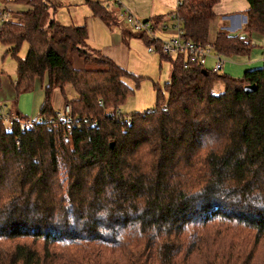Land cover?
Instances as JSON below:
<instances>
[{"label": "trees", "instance_id": "1", "mask_svg": "<svg viewBox=\"0 0 264 264\" xmlns=\"http://www.w3.org/2000/svg\"><path fill=\"white\" fill-rule=\"evenodd\" d=\"M12 2L26 7L0 24L15 95L43 74L47 83L30 128L0 119V264H264V59L234 79L183 68L184 57L163 56L140 33L171 72L155 85L154 108L122 114L129 73L88 45L86 26L53 17L51 0ZM218 2L182 0L171 13L182 38L223 59L248 57L264 43V0H249L242 34L209 40ZM72 56L95 68H75ZM67 85L68 123L52 103Z\"/></svg>", "mask_w": 264, "mask_h": 264}, {"label": "rangeland", "instance_id": "2", "mask_svg": "<svg viewBox=\"0 0 264 264\" xmlns=\"http://www.w3.org/2000/svg\"><path fill=\"white\" fill-rule=\"evenodd\" d=\"M0 2V8L6 6L10 12L11 19H17L19 12L23 11L25 5L15 4L12 0H3ZM59 4V3H55ZM62 8L56 9L55 17L61 22L67 23L69 20L77 26L85 25L86 20L90 17L91 11L89 7L83 3V0H61ZM99 34V32L97 31ZM213 30L211 29L209 40L212 39ZM133 40L126 51L123 53L124 61L126 60L124 69L129 73L125 75L123 81L127 84L131 91L124 102L119 106V111L122 114L141 112L155 107L156 100V86L163 89V84L168 81L170 74V63L165 59L159 60V55L154 51L153 54L148 53L147 46L142 40ZM88 45L91 48L98 49L99 40L96 38V43L93 40H88ZM18 52V57L22 58L25 55L26 45L22 44ZM264 50V46H262ZM262 48H255L249 54L239 59V61H230L225 59L224 65L221 69V74H227L231 78L239 79L243 73L248 69H253L255 66L260 68L262 66L261 51ZM259 49V50H258ZM74 67L77 69L95 68L93 64L86 63L84 60L72 56ZM212 59L207 58L203 68L210 69L212 66ZM256 68V67H255ZM16 62L13 55L7 52V48L0 43V72L4 78H10L11 81L15 78ZM1 76V77H2ZM2 79V78H1ZM47 83V75L43 74L40 78L33 80V85L26 93H22L15 97L13 101H7L6 105L11 112L20 111L25 118L35 119L39 110L40 102L44 95L42 88ZM64 94L59 89H55L52 94V103L55 111L61 112L64 107L63 98L66 100L75 97V92L70 85L65 86ZM215 93L222 90V85L216 83L213 88ZM164 93V91H163ZM16 96V95H15ZM263 248V247H262Z\"/></svg>", "mask_w": 264, "mask_h": 264}, {"label": "crops", "instance_id": "3", "mask_svg": "<svg viewBox=\"0 0 264 264\" xmlns=\"http://www.w3.org/2000/svg\"><path fill=\"white\" fill-rule=\"evenodd\" d=\"M51 1L54 3H59L57 5H59V7L62 8L63 4H60L61 0H51ZM90 1L92 2L97 1L101 3L103 6H105L108 12H110L111 16L113 17V21H111L109 24L106 25L98 17L96 16L94 17L90 15V17L85 22V26L88 31L87 42L88 40L89 41L93 40L94 43H96V38H97L99 40V44L97 45L99 46L98 49L100 53L104 57L110 60L112 59L118 66H120L123 69H124L123 66L126 63V60L124 61L125 58H123V53L126 51V48L129 46V44L133 41L131 39L136 38L138 40L139 39L142 40L139 35L140 33H135L133 30H131L129 26L126 24L123 16H121L123 9L126 8L133 16L143 21L148 20L151 22L154 21L156 23L161 24L162 25L161 30L156 32V36L161 40H166L167 38L174 36L176 33V30L174 29V21L172 19L171 13L172 11L175 10L176 3L180 0H90ZM0 2L5 3L3 0H0ZM83 3H85L90 9V6L86 2V0H83ZM248 7H249V0H219V2L213 8V11L214 13H216L217 16L216 20L213 21L210 25V28L213 30V33H215L218 30H225L228 34L231 35L242 34L243 33L242 26L245 22L244 14H245V10H247ZM2 8L8 10L6 6H3ZM55 15H56V10L53 12V17H55ZM68 23L75 25L70 20L68 21ZM97 31L99 32V34L97 33ZM258 41H259L258 44L260 46L257 48H262V46H264V43H262L261 40ZM260 51L262 54L261 59L263 61L264 59L263 48ZM241 58L242 57L238 56L235 58H231L230 61H236V60L239 61V59ZM247 58H249V56ZM211 67L212 66H210V69ZM255 67L257 68V66ZM255 67L253 69H256ZM253 69H248L247 71H253ZM2 75L4 74L0 72V104L5 105L8 109L6 102L13 101L15 100L16 97L15 90H13V83L15 81L16 76L14 75L15 78L11 81L10 78L6 79ZM40 106H41V102H40ZM16 112H18L22 116L20 111L16 110Z\"/></svg>", "mask_w": 264, "mask_h": 264}, {"label": "built area", "instance_id": "4", "mask_svg": "<svg viewBox=\"0 0 264 264\" xmlns=\"http://www.w3.org/2000/svg\"><path fill=\"white\" fill-rule=\"evenodd\" d=\"M182 0L176 3L175 9L181 4ZM126 24L135 33H144L148 41L153 42V40H159L160 52L163 56L175 57L181 55L183 58L182 67L188 68L193 65H204L207 58L213 59V64L211 70L214 72H221L223 67L224 59L221 56L216 55L212 52L211 44L206 46H201L199 44H194L187 40H184L181 36L182 31L178 28L176 24V16L172 15L174 21V29L176 33L174 36L167 38L166 40H161L156 36V32L160 31L162 28L161 24L154 25L151 21H143L135 16H133L126 8L123 9L121 13ZM11 16L10 12L5 8H0V24L4 22H10ZM148 53L154 52V46L147 47ZM119 111V110H118ZM57 115L65 122H70V107L65 105L63 110ZM0 119L4 123L5 129L9 130L13 124L18 123L21 128H30L35 119L31 118H20L15 112H11L7 109L5 105L0 104Z\"/></svg>", "mask_w": 264, "mask_h": 264}, {"label": "water", "instance_id": "5", "mask_svg": "<svg viewBox=\"0 0 264 264\" xmlns=\"http://www.w3.org/2000/svg\"><path fill=\"white\" fill-rule=\"evenodd\" d=\"M205 72V71H204ZM246 73V72H245ZM254 90H255V85L253 84V85H245L244 87H243V92L244 93H246V94H248V93H252V92H254ZM111 146H112V144H111Z\"/></svg>", "mask_w": 264, "mask_h": 264}]
</instances>
